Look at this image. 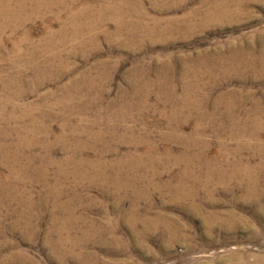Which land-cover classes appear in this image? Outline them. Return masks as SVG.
Returning <instances> with one entry per match:
<instances>
[{
  "label": "rangeland",
  "instance_id": "374dc122",
  "mask_svg": "<svg viewBox=\"0 0 264 264\" xmlns=\"http://www.w3.org/2000/svg\"><path fill=\"white\" fill-rule=\"evenodd\" d=\"M5 2L0 141L2 132L9 143L30 139L12 131L26 106L50 133L0 159V264H264V122L243 130L254 104L264 121V0ZM221 2L225 10L207 13ZM240 54L254 62L242 74L209 73L215 55ZM49 59L63 74L42 70L47 81L31 83L35 63ZM84 76L98 78L94 87ZM71 81L81 84L66 91L70 122L84 107L80 123H96L100 139L80 135L76 152L68 134L63 149H45L62 119L44 115L59 114ZM193 92L209 113L221 93L241 106L234 117L227 101L217 118L202 119L199 106L173 115ZM97 156L111 162L108 182L77 168Z\"/></svg>",
  "mask_w": 264,
  "mask_h": 264
},
{
  "label": "bare ground",
  "instance_id": "6f19581e",
  "mask_svg": "<svg viewBox=\"0 0 264 264\" xmlns=\"http://www.w3.org/2000/svg\"><path fill=\"white\" fill-rule=\"evenodd\" d=\"M231 1V0H229ZM12 2V1H11ZM19 2V1H18ZM52 2V1H51ZM66 2V1H65ZM166 2V1H165ZM207 2V1H206ZM217 2V1H216ZM220 2V1H219ZM16 3V2H15ZM23 3V2H22ZM33 3V1H32ZM39 3V2H38ZM175 3V2H174ZM21 4V3H20ZM19 4V6H20ZM36 4V3H35ZM53 4V3H51ZM60 4V3H59ZM62 4V3H61ZM34 5V4H33ZM40 5V4H39ZM212 5V4H211ZM225 4L224 3H216L213 7L211 6L210 9L207 11V13L211 16H213L215 13H216V10L222 8L223 10L224 9V6ZM228 5V4H226ZM18 6V7H19ZM113 6V5H112ZM172 6V5H171ZM16 7V6H15ZM0 8L2 9V12L3 13H6L7 10H8V2L4 3L3 5H0ZM14 8V7H13ZM12 10V9H11ZM10 10V12H11ZM16 10V9H14ZM19 10V9H18ZM120 10V9H119ZM17 11V10H16ZM21 11V10H20ZM39 11V10H38ZM221 11V10H220ZM44 12V11H43ZM206 13V14H207ZM11 14V13H10ZM191 14V13H190ZM195 14V13H194ZM8 15V14H7ZM15 15V14H14ZM20 15V14H19ZM16 17V16H14ZM6 18V17H5ZM208 18V17H207ZM11 19V18H10ZM8 20V19H7ZM13 20V19H12ZM4 22V21H3ZM187 22V21H186ZM2 23V22H1ZM74 23V22H72ZM203 23V22H202ZM6 24V22H5ZM2 25V24H0ZM120 26V25H119ZM185 28V27H184ZM51 37V36H50ZM49 38V37H48ZM54 38V37H53ZM52 40V39H51ZM50 40V41H51ZM53 41V40H52ZM1 43V42H0ZM48 43V42H47ZM45 44V43H44ZM3 45V44H2ZM46 45V44H45ZM13 48V47H12ZM1 49V48H0ZM15 50V49H14ZM21 52V51H20ZM15 53V52H13ZM25 53V52H23ZM16 54V53H15ZM33 54V53H32ZM19 55V53L17 54ZM25 55V54H23ZM231 55V54H230ZM230 55H224V56H214V63L211 62L212 65H208V70H209V73L211 75H213L215 78L217 77L218 79L220 78H227L228 77V74H235V75H238V74H242L244 69L245 68H249L251 65H253L254 62H251L249 57H243L242 54H240V59H236L238 58L237 56H230ZM25 57V56H24ZM236 57V58H235ZM27 58V57H26ZM4 59V58H3ZM22 60V59H21ZM28 60V59H27ZM50 60V59H49ZM252 60V59H251ZM29 61V60H28ZM200 61V60H199ZM216 61H220L221 62V65L223 66H219L220 65V62H216ZM253 61V60H252ZM26 63V62H25ZM48 64V62H46ZM204 63H208V61L206 60V62ZM16 64V61L14 62V65ZM36 65L34 66V68L38 71L37 74H34V77H31V83L35 84L36 86H39V85H42L43 83H45L47 80H45L46 76H45V71H52V70H55L56 71V74H53L54 76L58 77L60 76L61 74H63V71L60 69L62 66L60 64H57L55 63L54 61L50 60V63L48 64H45V63H40L37 62L35 63ZM209 64H210V60H209ZM219 64V65H218ZM64 68V67H63ZM44 72H43V71ZM86 74V73H85ZM20 75V74H19ZM79 76V75H78ZM90 76V75H89ZM13 78V77H12ZM16 78V77H14ZM82 78V77H81ZM214 78V79H215ZM229 78V77H228ZM51 79H55L53 77H50L48 80H51ZM78 79V78H77ZM98 78L96 77H92V79H86V76L83 77V80H84V84L87 86V88L89 87H94L93 84L95 83L94 81H96ZM19 80V79H18ZM93 81V83H92ZM2 82V81H1ZM8 82V81H7ZM18 82V81H17ZM27 82V81H26ZM79 81H76L74 83V81H71L69 82V84L65 85V86H61L62 88V91H63V95L60 96L57 100L59 104V107L61 109V111H59L58 115L57 114H52V113H47L44 115L45 116H48L47 118H50V117H61L62 121L60 123V127H59V132L57 133V136H54V140L49 141L48 139H45V142L43 141L41 144V146H43V148L45 149H49L51 147V145H53V143H57V144H61V148L63 149V147H66L67 145V142L69 141L68 138H72V142H75L74 143V146L76 149H74V151H81V149H83V146H84V142H82V140L79 139V136L80 135H86L87 137L89 138H94L95 141H98L100 139V135L98 134H94V131H93V127L95 126L94 122H87V123H84V124H81L80 123V118H84V116H81V111H85L84 110V107H79L80 109L78 110L79 114L78 116L80 117L79 120L76 122V123H71L70 122V118H69V100H67L69 97H68V93L66 92L67 91V88L69 85L72 86V84H77ZM217 83V82H216ZM81 84V83H79ZM77 84V85H79ZM171 85V84H170ZM197 86V84H193V86ZM202 85V84H201ZM70 87V86H69ZM81 87V86H80ZM187 87V86H186ZM90 88V89H91ZM168 88V87H167ZM188 88V87H187ZM194 88V87H193ZM80 89V88H79ZM171 89V88H170ZM172 89H173V86H172ZM73 90V89H72ZM167 90V89H166ZM192 89L189 87V91H191ZM194 90H197V89H194ZM173 91V90H172ZM66 92V93H65ZM72 92V91H71ZM227 92V91H226ZM221 93V92H220ZM229 93V92H228ZM23 95H25V93H22ZM231 94V93H230ZM229 94V95H230ZM252 94V93H251ZM171 96V95H170ZM238 98V97H237ZM228 99V97L226 96V94H219L214 102H213V105L211 107V112H207L206 110H204L202 107H203V104L205 102L203 96L200 98V97H197V93L196 92H193L190 96L189 95H183L182 96V103L183 105L185 106V108L182 107V105L180 107H174L173 109H171L172 111V114L173 115H177V114H180V113H185V117L188 118L190 116V112H191V108L192 107H200L201 108V115H202V119L205 117H208L209 116L211 118H217L218 116H220L222 113L221 111V103L225 102V114L231 116V117H234V114H237L238 111H236L237 107H240L241 106V101H235L233 100V98L229 99V100H226ZM180 100V99H179ZM15 104V105H14ZM13 105L15 106L13 109H16L18 108L17 104L14 103ZM12 105V106H13ZM180 105V104H179ZM29 106V105H28ZM255 108H251L247 111V113L249 115H255V118L251 119L250 120V123L246 126V129H243V130H247L250 129L251 132L252 131H258L259 128H261L262 126V122H264L262 119H260L258 116H260L262 114V109H261V106H260V103L258 104H254ZM182 107V108H181ZM196 107V108H197ZM25 109L21 111L20 115L19 116H16V119H18L21 123L20 124H16L15 125V129H13L12 131L15 132V133H19V135H22L20 133L22 132H25V133H28V134H31L32 136L30 137V139H28L27 137L23 138L22 139L20 138L19 140H16L15 142H8L7 141V135H9L8 132L4 133L2 132L1 134V138H2V141H0V159L2 160H8L9 159V149L10 148H15L17 149L18 151L21 149H24L26 148L27 144L29 145V143L31 144H36L35 142V138L34 136L37 135V133H43V135H48L50 133V129L49 127H47L46 125H44L43 123H37L38 121H35V117L32 116V111L26 107H24ZM86 109V108H85ZM81 110V111H80ZM195 110V109H194ZM199 110V109H198ZM171 113V112H170ZM199 114V113H198ZM208 114V115H207ZM247 114V116H248ZM182 115V114H181ZM197 115V114H196ZM263 115V114H262ZM167 116V115H166ZM169 116V115H168ZM195 116V115H194ZM199 116V115H198ZM29 119V122L27 123L26 126H24L25 124H22L25 119ZM180 118V117H179ZM60 119V120H61ZM207 119V118H206ZM212 121V120H211ZM27 122V121H26ZM18 123V122H17ZM199 123V122H198ZM197 123V124H198ZM24 126V127H23ZM198 126V125H197ZM234 127V126H233ZM236 129H237V126L235 125ZM244 127V126H243ZM109 129H112L108 126ZM130 128V127H129ZM127 128V130L129 129ZM263 128V126H262ZM132 130V129H131ZM134 130V129H133ZM249 132V131H248ZM68 134L70 135V137L68 136ZM37 137V136H36ZM196 138V137H195ZM29 140V142H27ZM32 141V142H31ZM145 141V140H144ZM149 141V140H148ZM143 142V141H142ZM81 148V149H80ZM154 148V147H153ZM152 148V150H153ZM13 151V150H12ZM11 154V152H10ZM99 155V154H98ZM31 156V155H29ZM129 156V155H127ZM127 156L123 159H119L118 161H124V160H127ZM13 157V156H12ZM21 157V156H20ZM24 157V156H23ZM32 157V156H31ZM132 158V157H131ZM198 158V157H197ZM196 158V159H197ZM31 159V158H30ZM24 160V159H23ZM34 160V159H33ZM72 161L73 160V157L72 158H68L67 160L65 161ZM134 160V159H133ZM11 161V164L15 167L17 165V162H18V159L14 157V159L10 160ZM2 162V161H1ZM113 162V161H112ZM68 163V162H67ZM74 164V163H73ZM109 164H111V162H108L106 161L105 159H103L102 157H99L97 156L95 159H83L80 163H79V166L77 167L78 169H87V174H89L88 176L90 177V180L91 181H98V182H102V181H105V182H108V178H110V174H108L107 172H105V167H107ZM10 167V166H9ZM27 167V166H26ZM89 168H91L92 170H89ZM104 168V169H103ZM27 169V168H26ZM172 170V169H171ZM42 171V170H41ZM73 172V171H72ZM16 173V172H15ZM76 173V172H75ZM85 173V172H84ZM21 174V173H20ZM25 174V173H23ZM170 175V174H169ZM17 176V175H16ZM41 176V175H40ZM9 177V176H7ZM12 177V176H11ZM116 177V176H115ZM119 177V176H118ZM112 179V178H111ZM185 183V182H184ZM52 187V186H51ZM50 187V188H51ZM184 188V187H183ZM53 189V188H52ZM7 190V189H6ZM55 191V190H54ZM61 191V190H60ZM58 192V191H57ZM54 198V197H53ZM73 212V211H72ZM52 215V214H51ZM30 216V215H29ZM73 218V217H72ZM27 220V219H26ZM73 222V221H72ZM71 222V223H72ZM133 224V223H132ZM38 227V226H37ZM147 228V227H146ZM150 228V227H149ZM27 229V228H26ZM24 235V234H23ZM68 236V234H67ZM70 236V235H69ZM74 236V235H73ZM69 239V238H68ZM63 240V238H62ZM66 241V240H65ZM89 241V240H88ZM76 243V242H75ZM63 251V250H62Z\"/></svg>",
  "mask_w": 264,
  "mask_h": 264
}]
</instances>
